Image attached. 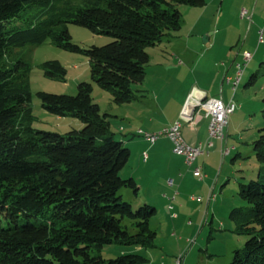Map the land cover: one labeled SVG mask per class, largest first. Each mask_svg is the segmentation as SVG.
Here are the masks:
<instances>
[{
  "label": "trees",
  "instance_id": "1",
  "mask_svg": "<svg viewBox=\"0 0 264 264\" xmlns=\"http://www.w3.org/2000/svg\"><path fill=\"white\" fill-rule=\"evenodd\" d=\"M206 0H0V264H150L128 252L104 258L105 244L155 246L150 221L157 209H136L123 200L122 187L138 193L134 177H122L131 150L114 137L107 113L92 98V82L80 81L74 95L37 91L51 113L79 119L65 133L32 127L29 62L16 48L49 39L88 57L91 80L117 104L138 96L150 60L147 50L181 27L178 5ZM113 39L82 47L71 40L67 23ZM44 76L65 80L55 59L41 64ZM251 75L249 83L259 77ZM264 100V99H263ZM264 118V108L262 109ZM259 174L240 183L246 212L236 230L248 237L229 264H264V128L253 142ZM236 213V214H235Z\"/></svg>",
  "mask_w": 264,
  "mask_h": 264
},
{
  "label": "rangeland",
  "instance_id": "2",
  "mask_svg": "<svg viewBox=\"0 0 264 264\" xmlns=\"http://www.w3.org/2000/svg\"><path fill=\"white\" fill-rule=\"evenodd\" d=\"M219 1L217 0L214 7H210L209 4L199 25L191 35L192 23L199 14L201 7L178 5L183 21L180 36L174 37L172 42H178L177 47L174 48L181 49L185 40L190 37L191 47L194 49L193 55L187 52L186 55H177L171 59L173 65L181 64V68L157 66L154 61H150L146 67L144 80L133 85L142 96H146L150 104L153 103L151 98L156 94L159 95L158 103L165 113L158 117V121L167 123L168 119L174 115L175 99L177 100L179 93L188 86L192 84L207 88L210 86V91L217 92L220 87L219 78L224 70L222 64L232 59L230 57L232 51L238 52L233 60L235 68L233 76L236 74V63L241 64L243 73L235 91L233 92L232 85L229 90L230 95L233 94V101L237 104V108L234 113L229 115L228 132L224 140L226 145L222 144L221 146L229 148V152L221 155V148L219 153H215L213 147L209 148L210 168H213L211 169L212 178L209 191L203 195L194 189L188 190L183 209L180 208L179 199L171 197L176 191H179L176 189V185H172L168 181L169 177H174L173 174L167 176L166 183L163 182V186L165 184L164 190L172 193L167 202V199L161 198L163 192L152 189L154 186L151 185L156 183L163 167H157L154 173L151 170L154 175L147 176L142 172L144 162L140 154L134 153L136 146L132 142H129L130 146H128L123 141L127 140L128 124L131 121V118L127 116V111L132 113L134 108L129 106V103H114L111 93L91 80L86 55L58 47L49 39L39 44H26L15 49L19 56L27 59L30 65L27 81L31 92L32 127L58 133L80 129L83 123L79 119L46 111L41 106V101L36 93L42 90L74 95L77 91L78 82H92V98L98 103L101 113L108 114L107 118L110 121V129L113 131L114 137L122 140L133 151L127 164L121 169L120 175L128 177L141 166L139 170L141 174H135L141 184L139 193L135 194L129 187H122L119 194L123 200L131 204L133 209L145 203L156 207L157 213L150 221V227L157 232L155 246L144 248L138 245L105 244L100 251L104 258L116 257L128 252H138L147 256L150 264H170L179 256L182 258L181 264H229L234 251L242 248L248 237L235 229L237 219L232 215V211L239 208L236 212L237 217L242 212H246L247 203L238 193L240 183H248L252 179H257L259 174L260 165L256 160L253 142L259 136L261 129L264 128V118L262 117V109L264 108V22L262 23L261 20L258 22L256 16L250 19L246 16L243 19L238 14V19H236L233 13H228L227 18L224 21L221 19L218 23L217 7ZM187 9L197 11L190 12ZM248 9L250 10V8ZM227 22L229 24L225 26ZM217 24L220 31L216 35L215 53L211 57L209 48L212 35L210 33L214 31ZM66 25L72 42L82 47L104 45L113 39L110 35L93 33L87 27L75 23L70 22ZM172 42L168 44L164 41L156 46L172 49ZM224 45L225 48H222ZM155 48L149 47L147 50L156 55L159 49ZM246 52L251 54L248 61L244 59ZM226 54H228V59ZM192 57L193 62H190ZM51 59L58 60L66 68L65 80L44 76L40 64ZM179 61L181 62L179 63ZM255 72H259V77L253 83L248 84L251 75ZM172 94L175 99L168 103L164 102V98ZM190 97L193 96L190 95ZM132 104L139 108L136 101H132ZM151 105L153 108L147 109L145 115L149 114L157 118V114H159L156 108L157 104ZM200 114L203 115L204 113ZM178 119L182 121L184 139L187 143L194 144V131L189 130L190 125L181 115L177 117ZM141 122L138 124L143 125L144 120ZM208 139L207 135L203 141ZM215 140L213 141L217 145L218 140ZM208 154H205L204 157ZM174 158L171 160L177 164V157L174 156ZM195 178L199 179L197 176ZM155 195L160 199L146 200L147 197ZM190 200L195 201L191 204ZM170 205H172L171 208ZM174 213H177V217L173 216ZM239 218L241 219V216Z\"/></svg>",
  "mask_w": 264,
  "mask_h": 264
},
{
  "label": "crops",
  "instance_id": "3",
  "mask_svg": "<svg viewBox=\"0 0 264 264\" xmlns=\"http://www.w3.org/2000/svg\"><path fill=\"white\" fill-rule=\"evenodd\" d=\"M216 2L217 0H206V3L203 6H198V7H201V10L199 11V14L197 15V17L194 19L192 23L190 35L193 33L194 30H196L201 18L203 17L206 10L208 9L209 4H210V7H214L216 6ZM248 8H250V10ZM242 9L246 10V14L243 16H241ZM187 11L195 12L197 10L187 9ZM217 13H218V18H217L218 23L220 22L221 19H223L224 21L227 18L228 13H233L236 19H238V14H239V17L243 19L246 16L249 17V19L254 18L256 16L258 18V22L259 20H261V22L263 23L264 22V0H220L219 5L217 7ZM182 21H181V26H182ZM227 24H229V22H227L225 26H227ZM219 31L220 30H218V24H217L214 31L210 33V35H212V39L210 41V48H209L210 53L212 55L211 57H213L215 53L216 35L219 33ZM180 33H181V27L178 31L175 32V34L168 36L162 42L165 41L168 44H171L173 38L179 37ZM172 43H173L172 49H168L167 47L163 48L161 46H153L152 48L156 47L155 49H159V52L158 54L155 55V54H152L150 51H148L150 55L149 62L154 61L155 65L162 66V67L170 66L172 68H175V67L181 68L182 67L181 64L178 66H176L175 64L173 65L171 62V59L177 57V55H181V56L186 55L187 52L193 55L194 49L191 47L190 37L188 38V40H185L183 46H181V49L174 48V47H177L176 45L178 42L177 43L172 42ZM222 48H225V45L224 47L222 46ZM237 53L238 52L234 53L232 51L230 53L231 54L230 57L232 59L229 58L230 59L229 62H224L222 64L224 67V70L219 78L220 87L217 92L210 91V86L208 87L209 88L208 89L207 87H200L197 84H192L188 86L183 92L179 93V95L177 96V100L173 97V94L164 98V102L166 101V103L175 99L174 101L175 102V105H174L175 112H174L173 117L168 119L167 123H161L160 121H158V117H161L165 113L158 103L159 95L156 94L153 98H151L152 100L151 102L157 104L156 108L158 109V112H159V114H157V118L153 115H149V114L147 116L145 115V112L147 109L153 108V106L151 105L153 103L150 104L146 96L145 97L142 96L139 92H138V96L132 100L138 103L139 108L138 106L134 107L132 104V101L128 102L129 103L128 105L133 107L134 111L132 113L127 111V116L131 118V121L128 124L129 133L126 138L127 140H123V141L126 142V145L128 146H130L129 142H132L136 146V150L134 151V153L140 154V157L142 161L144 162L142 166V169H143L142 172L146 174L147 176L154 175L152 174L151 170H153V173H154L157 167H160V166L161 168L163 167V169L161 170V174L159 175V177H157L158 180L156 181V183H154L151 186H154V188L152 189H158L160 192H163L162 195L160 193L159 194L161 195V198L167 199L166 202L168 201V197H170L171 196L170 194L172 193L171 191L164 190L165 184L163 186V182H165V179L167 178V176H171L173 174L172 176L174 177L173 178L169 177L168 179L172 180V185H176V189H179V191H176L174 197L176 199H179V202H180L179 204H180L181 209L185 207V202H186L185 200L187 198V192H189L188 190L194 189L198 192H201L203 195L207 194V192L209 191L210 181L212 178L211 169H213V168H210V153L206 156L207 158L204 157V155L198 156L194 160V163L189 165V164H186L183 156L178 155L172 151V145L168 138L161 137L157 139L155 142L149 143L144 138L138 136L135 133V130L136 128L141 127L143 129L145 128V130L147 131H154L164 126L171 125L175 120H177V117L180 115V112L186 100L189 98L190 95L198 96V95L205 94L206 96L221 97L224 102H228L231 99L233 100V94L230 95V92H229V90L231 89V84L227 82L224 77L225 75L233 76L234 74L233 70H235L233 60L234 58H236L235 56H237ZM227 55L228 54H226V57ZM149 62H148V65H149ZM180 62L181 61H179V63ZM190 62H193V57L190 59ZM192 98L193 97H190L189 100ZM154 112H155V107H154ZM141 120H144L143 125L138 124V122H141ZM208 122H209L208 117H206L204 114L203 115L199 114L195 118L194 125L192 127L191 126L188 127L190 131H194L195 133V138H194L193 143L203 141L207 138ZM228 124H229V121H228ZM228 124H227V128L225 127L226 136L228 132ZM128 139L130 140L128 141ZM224 140L222 142L220 140L218 141L215 140L217 141V145L216 143H214L212 146L215 149V153H219V149L221 148L222 144L226 145ZM130 150L132 154L133 151L132 149ZM143 152L147 153L146 158L143 157ZM174 156L177 157V160H176L177 164L173 162V160L175 159ZM171 158L173 160H171ZM193 166H200L201 171L204 174V177L202 179L195 178V175L192 172ZM140 167L141 166H139L135 170V172H133L130 175L135 178L137 185H138V190L141 188V184L139 183V180L135 176V174L137 173L141 174L139 173ZM156 198L160 199L157 195H155L153 197H147L146 200L148 199L154 200ZM194 201L195 200H190V203L192 204ZM175 214L177 217V213Z\"/></svg>",
  "mask_w": 264,
  "mask_h": 264
},
{
  "label": "built area",
  "instance_id": "4",
  "mask_svg": "<svg viewBox=\"0 0 264 264\" xmlns=\"http://www.w3.org/2000/svg\"><path fill=\"white\" fill-rule=\"evenodd\" d=\"M246 14V10H241V16ZM251 54L246 52L244 54L245 61L250 60ZM236 74L235 76L225 75V80L232 85L233 92L235 91L239 80L241 72L243 71L240 63H236ZM237 104L231 99L228 102H224L221 97L206 96L205 94L195 96L189 100H186L182 110L181 117L189 124L191 127L195 123V118L200 113H204L208 117V137L207 141H199L194 144H189L180 138L179 135V125H182L180 119L175 120L171 125L164 126L160 129L154 131H145L141 128L136 130V134L142 136L149 143L155 142L161 137L168 138L172 143V150L174 153L184 157L187 164H192L194 160L200 156L209 153V148L214 144L213 140H220L221 142L226 138L225 127L229 121V115L235 111ZM227 147H221V155H225L227 152ZM147 153L143 152V157L146 158ZM193 173L199 179L204 177L200 166H194ZM172 183V180H169ZM175 194L172 195L174 198ZM171 208V205H170ZM176 217V214H173ZM182 258L179 256L174 262L170 264H181Z\"/></svg>",
  "mask_w": 264,
  "mask_h": 264
},
{
  "label": "bare ground",
  "instance_id": "5",
  "mask_svg": "<svg viewBox=\"0 0 264 264\" xmlns=\"http://www.w3.org/2000/svg\"><path fill=\"white\" fill-rule=\"evenodd\" d=\"M242 73H243V71L241 72V75H242ZM241 75H240V77H241ZM191 100V99H190ZM179 135H180V138H182L184 141H186L185 139H184V137H183V133H182V125H179ZM229 152V148L227 149V152L226 153H228Z\"/></svg>",
  "mask_w": 264,
  "mask_h": 264
}]
</instances>
